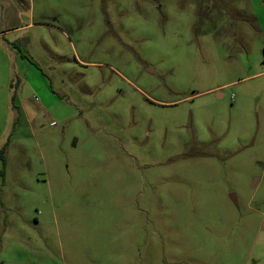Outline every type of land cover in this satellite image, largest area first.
I'll return each instance as SVG.
<instances>
[{
  "label": "rangeland",
  "instance_id": "1",
  "mask_svg": "<svg viewBox=\"0 0 264 264\" xmlns=\"http://www.w3.org/2000/svg\"><path fill=\"white\" fill-rule=\"evenodd\" d=\"M13 4L0 264H264V0Z\"/></svg>",
  "mask_w": 264,
  "mask_h": 264
},
{
  "label": "crops",
  "instance_id": "2",
  "mask_svg": "<svg viewBox=\"0 0 264 264\" xmlns=\"http://www.w3.org/2000/svg\"><path fill=\"white\" fill-rule=\"evenodd\" d=\"M17 1H20V0H0V25L2 22H4L6 19H8V14L7 12L9 11V8L11 7V9H15L14 7V4L13 3H16ZM16 11V10H15ZM13 18L15 16H17V13L15 12V14L13 13ZM12 18V19H13ZM20 28V26H13V28H10V29H7L5 31H15V30H18ZM2 29H0V35L2 34L3 31H1Z\"/></svg>",
  "mask_w": 264,
  "mask_h": 264
},
{
  "label": "trees",
  "instance_id": "3",
  "mask_svg": "<svg viewBox=\"0 0 264 264\" xmlns=\"http://www.w3.org/2000/svg\"><path fill=\"white\" fill-rule=\"evenodd\" d=\"M5 152H4V148L2 149V151H1V154H0V158L2 159V161H3V163H4V165H5ZM3 172H5V170L3 169Z\"/></svg>",
  "mask_w": 264,
  "mask_h": 264
},
{
  "label": "water",
  "instance_id": "4",
  "mask_svg": "<svg viewBox=\"0 0 264 264\" xmlns=\"http://www.w3.org/2000/svg\"><path fill=\"white\" fill-rule=\"evenodd\" d=\"M231 199H232L233 201H236V196L233 194Z\"/></svg>",
  "mask_w": 264,
  "mask_h": 264
}]
</instances>
